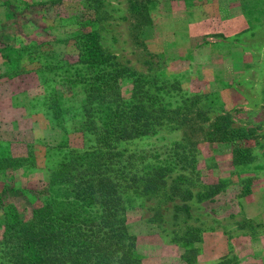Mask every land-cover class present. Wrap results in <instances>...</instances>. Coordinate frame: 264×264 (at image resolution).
<instances>
[{"label": "rangeland", "instance_id": "rangeland-1", "mask_svg": "<svg viewBox=\"0 0 264 264\" xmlns=\"http://www.w3.org/2000/svg\"><path fill=\"white\" fill-rule=\"evenodd\" d=\"M49 1L0 0V205L21 219H29L44 198L39 190L61 159L55 147L65 140L80 147L91 137L78 131L85 125L76 96L59 94L61 120L36 106L45 95V75L37 69L40 54L28 57L25 46L62 38L63 17L78 15L73 7L56 11ZM133 1L135 12H129L128 0L112 1L119 8L115 15L125 18L101 20L98 31L122 64L150 81L174 84V94L179 87L181 94H197L200 113L178 130L120 145L127 153L140 149L155 156L166 150L167 138L186 134L197 142L204 177L220 183L212 199L197 201L185 192L188 185L172 182L180 173L176 169L165 191L139 197L128 214L137 254L143 264H242L250 254L241 255L238 246L252 244L254 228L246 218L241 221L238 199L264 189V0ZM70 42L53 47L74 62ZM59 79L55 76L56 85ZM218 116L229 117L228 128L241 129L236 146L211 134L209 124ZM154 156L146 163L162 160ZM19 157L20 163L12 160Z\"/></svg>", "mask_w": 264, "mask_h": 264}, {"label": "trees", "instance_id": "trees-1", "mask_svg": "<svg viewBox=\"0 0 264 264\" xmlns=\"http://www.w3.org/2000/svg\"><path fill=\"white\" fill-rule=\"evenodd\" d=\"M112 1L50 0L48 7L59 12L73 7L78 15L63 17L62 38L32 40L25 46L28 57L40 54L37 69L45 75V95L36 106L61 120L59 94L76 96L85 125L78 131L91 137L80 147L66 140L55 147L61 159L51 167L39 190L44 198L32 208L29 219L0 205V264H143L128 225V214L139 197L165 189L166 178L176 169L180 173L172 182L188 185L185 192L197 201L212 199L220 190V183L209 181L199 169L197 142L186 134L178 140L167 138L166 150L155 156L140 149L127 153L121 147V143L190 125L200 110L197 94H181L180 87V93L174 94V84L150 81L117 59L112 45L106 43L108 37L96 27L99 21L117 16L119 8ZM128 3L132 4L129 12L137 11L133 0ZM69 41L76 53L74 62L56 54L53 47ZM55 76L61 84L56 85ZM229 122L228 116H218L209 124L214 126L211 134L236 146L237 138L242 140L241 129L228 128ZM153 156L162 160L146 163ZM12 160L21 162L20 157ZM193 186H198L195 192L190 190Z\"/></svg>", "mask_w": 264, "mask_h": 264}, {"label": "crops", "instance_id": "crops-1", "mask_svg": "<svg viewBox=\"0 0 264 264\" xmlns=\"http://www.w3.org/2000/svg\"><path fill=\"white\" fill-rule=\"evenodd\" d=\"M239 208L242 214L241 221L252 222L253 233L251 236L252 244L250 246H238L241 255L250 254L244 257L242 264H264V189H254L250 194L241 196L239 199ZM251 220V221H250ZM221 247V254H227L228 251Z\"/></svg>", "mask_w": 264, "mask_h": 264}]
</instances>
